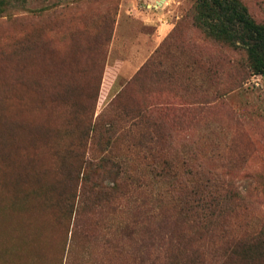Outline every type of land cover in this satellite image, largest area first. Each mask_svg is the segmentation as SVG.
I'll return each mask as SVG.
<instances>
[{"label":"rangeland","instance_id":"1","mask_svg":"<svg viewBox=\"0 0 264 264\" xmlns=\"http://www.w3.org/2000/svg\"><path fill=\"white\" fill-rule=\"evenodd\" d=\"M195 2L9 0L0 15V68H26L28 78L26 88L0 81V107L51 133L17 148L0 143L9 157L6 164L0 153V264H171L162 239L187 227L179 194L160 172L163 160L178 164L184 184L209 178L217 195H228V219L214 239L182 249L201 260L178 264H264V252L227 254L221 237H264V77L251 73L244 50L203 34L193 22ZM241 2L264 24V0ZM76 102L95 104L96 115L113 104L109 116L118 120L120 107L145 108L156 140L143 147L135 132L114 141L122 198L107 210L85 195L72 241L75 214L65 212L54 186ZM98 148L86 145V158L98 157Z\"/></svg>","mask_w":264,"mask_h":264},{"label":"trees","instance_id":"2","mask_svg":"<svg viewBox=\"0 0 264 264\" xmlns=\"http://www.w3.org/2000/svg\"><path fill=\"white\" fill-rule=\"evenodd\" d=\"M8 2L9 0H0V15L5 13ZM193 22L207 38L232 49L244 50L251 73L264 77V24L257 23L250 16L241 0H196ZM5 69L0 68V81L6 84V89L15 87V84L21 88L27 87L26 68L13 72ZM16 95H21V92L18 91ZM67 97V94L55 96L61 101H65ZM112 105L96 115L95 104L93 106L79 105V102L72 104L77 122L73 127L69 125L66 131L72 137L61 156L59 179L54 186L57 194L64 200L65 212L75 214L72 241L75 231L81 229L80 214L86 207L85 195L92 198L91 202L95 207L107 210L111 209L115 201L118 202L122 198L123 162L116 160L111 154L114 141L120 137L129 138L135 132L143 140L140 142V145H145L143 147L153 144L156 140L149 138L147 134L149 130L145 125L147 109L136 108L130 111L126 107H120L122 115L125 116L118 120L109 116ZM9 117L0 107V143L6 144L7 141L17 148L20 141L32 145L35 139L40 140L45 134L51 133L49 128L45 127L40 131L30 129L19 120ZM88 144L99 146L98 157L86 158L88 153L83 149ZM0 153L1 159L7 164L8 154L2 151ZM160 172L172 182L170 190L179 194L176 201L181 208L177 213L187 227L170 230L162 239L169 246L164 250L163 258L171 264H178L184 260L198 263L201 260L198 256L191 252L190 257L185 258L181 255L182 249L192 248L202 239L207 242L214 239L216 236L214 228L228 219V215L224 214L228 195L226 192L217 195L209 178L199 187L191 181L184 184L180 181L182 176L176 163L163 160ZM106 174L113 175V178L105 179ZM106 180L108 182L104 184ZM199 188H202L200 192ZM78 189L80 196L77 202ZM222 234L221 237L225 240L224 247L229 255H234L238 251L243 259H249L252 255L264 252V237L261 234L245 235L241 238Z\"/></svg>","mask_w":264,"mask_h":264}]
</instances>
